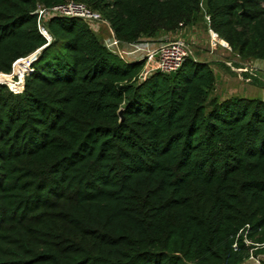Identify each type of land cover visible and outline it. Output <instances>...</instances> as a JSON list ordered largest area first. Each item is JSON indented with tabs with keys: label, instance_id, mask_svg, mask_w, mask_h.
I'll return each mask as SVG.
<instances>
[{
	"label": "trees",
	"instance_id": "trees-1",
	"mask_svg": "<svg viewBox=\"0 0 264 264\" xmlns=\"http://www.w3.org/2000/svg\"><path fill=\"white\" fill-rule=\"evenodd\" d=\"M67 2L127 44L208 17L264 60V0H0V78L41 50L21 93L0 86V264H243L264 244V100L211 97L191 57L141 81L147 59L78 18H51L48 45L35 12Z\"/></svg>",
	"mask_w": 264,
	"mask_h": 264
},
{
	"label": "rangeland",
	"instance_id": "rangeland-1",
	"mask_svg": "<svg viewBox=\"0 0 264 264\" xmlns=\"http://www.w3.org/2000/svg\"><path fill=\"white\" fill-rule=\"evenodd\" d=\"M208 19V17L201 18L197 25L178 32L175 38H168V40L183 41L189 47V57L211 65L216 74V85L211 97H218L221 101L243 97L264 100V71L258 70L251 63L249 67H246V61L241 60L232 52L229 45L225 46L213 35L214 32L209 28ZM101 27L107 30L109 28L107 24H102ZM101 40L104 43V39L101 38ZM145 43L140 41L137 44L144 45ZM163 43L165 40H161V44ZM39 54L40 52L34 54L32 59L38 58ZM27 69V65H24L20 73L13 76L12 82H5L8 83L10 89L12 88L15 92L20 91L19 88H22L25 82V78L21 79L20 76L24 73L27 76L31 72ZM14 73L12 70L11 74ZM14 82L19 85H14ZM10 83L12 86L9 85ZM13 86L16 87L13 88Z\"/></svg>",
	"mask_w": 264,
	"mask_h": 264
},
{
	"label": "built area",
	"instance_id": "built-area-1",
	"mask_svg": "<svg viewBox=\"0 0 264 264\" xmlns=\"http://www.w3.org/2000/svg\"><path fill=\"white\" fill-rule=\"evenodd\" d=\"M35 14L38 15L37 21L39 32L47 40L48 45L53 42V36L47 28V23L53 17L78 18L84 20L89 23L93 31L96 33H99L101 31L102 24L108 23L104 20L100 13L92 10L86 4L79 2H67L49 8L39 7L36 10ZM216 36L218 37L217 34ZM122 44L123 43L119 41L115 36H113V38L109 41H104V45L111 53L124 58L125 55L128 54V52H126L122 48ZM135 50L140 51L141 48L135 47ZM39 52H41V50L37 51L34 54H37ZM34 54L30 55L27 58L18 60L13 65V70L15 69V65L19 61L24 60L27 61V70H29L30 72L32 63L37 59H32ZM189 54V47L183 41L168 39L165 40V43H163L156 51L148 52V56L145 58L147 59V63L140 75V80L144 81L151 75L158 72L168 75L176 73L181 69L185 61L189 58ZM25 76L26 75L24 73L23 76L20 77L21 79H23L25 78ZM23 88L24 85L22 88H19L21 92L23 91ZM20 91L16 93H21ZM247 229H249V227H247ZM244 240L246 246L249 247L251 245H254L248 240L247 233L244 235ZM254 246L256 247L250 250L249 257L243 262V264H264V255L256 254V251L259 248H264V244H255ZM235 247H237V245H235Z\"/></svg>",
	"mask_w": 264,
	"mask_h": 264
},
{
	"label": "crops",
	"instance_id": "crops-1",
	"mask_svg": "<svg viewBox=\"0 0 264 264\" xmlns=\"http://www.w3.org/2000/svg\"><path fill=\"white\" fill-rule=\"evenodd\" d=\"M105 26V25H104ZM107 26L109 27L108 30L101 27L100 31V37L104 39V41H109L113 38L114 33L110 27V25L107 23ZM178 33V32H177ZM177 33H168V34H162L155 38H147L146 40L142 39L141 41L146 42L143 44H127L123 43L122 48L128 52L127 55H125L124 58H126V61L128 62H135L139 61L143 58H146L148 55V52L156 51L162 44L161 40H167L168 38H175ZM135 47H140V51H136ZM123 58V59H124ZM252 64L254 67H256L260 71H264V60H247L246 61V67H249V64Z\"/></svg>",
	"mask_w": 264,
	"mask_h": 264
},
{
	"label": "bare ground",
	"instance_id": "bare-ground-1",
	"mask_svg": "<svg viewBox=\"0 0 264 264\" xmlns=\"http://www.w3.org/2000/svg\"><path fill=\"white\" fill-rule=\"evenodd\" d=\"M214 35V34H213ZM216 35V34H215ZM219 38V37H218ZM219 40L221 41V43H223L225 46H226V42H224V41H222L220 38H219ZM0 82H12V80H10V79H7V78H5V77H2V78H0Z\"/></svg>",
	"mask_w": 264,
	"mask_h": 264
},
{
	"label": "water",
	"instance_id": "water-1",
	"mask_svg": "<svg viewBox=\"0 0 264 264\" xmlns=\"http://www.w3.org/2000/svg\"><path fill=\"white\" fill-rule=\"evenodd\" d=\"M226 45L228 46L227 43H226ZM1 85H7L8 86V84H6V83H1L0 86ZM14 85H18L17 82H14ZM23 90H24V88H23ZM120 116L122 117V111L120 112ZM122 120H123V118H122Z\"/></svg>",
	"mask_w": 264,
	"mask_h": 264
}]
</instances>
